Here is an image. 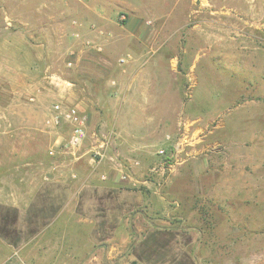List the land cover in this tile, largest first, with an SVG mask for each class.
<instances>
[{
    "label": "rangeland",
    "instance_id": "1",
    "mask_svg": "<svg viewBox=\"0 0 264 264\" xmlns=\"http://www.w3.org/2000/svg\"><path fill=\"white\" fill-rule=\"evenodd\" d=\"M29 1L30 7L20 0L19 14L11 12L17 6L11 0L3 1L0 111L9 112L14 102L35 113L43 108L45 116L31 128L47 137L37 144L46 162L70 166L88 151L100 177L127 183L128 195L113 190L109 201L103 196L93 202L99 229L111 231L123 225L122 218L130 220V251L153 226L148 215L172 228L171 201L190 193L196 205L188 204V218L176 227L186 229L193 243L189 254L169 258V264H264V0ZM36 7L51 9L63 23L59 32L50 28L49 40L40 28L34 35L35 25L55 22L29 11ZM74 21L82 23L79 39ZM141 23L147 30L138 28ZM12 41L21 43L20 54L6 43ZM71 51L77 57L68 67ZM57 102L77 105L88 116L76 154L64 147L69 128L46 124ZM10 128L0 134V173L6 170L0 179L8 182L20 179L16 139L27 136L20 141L23 149H36L28 126ZM194 140L198 150L188 153ZM203 167L211 182L204 193L173 185L177 169ZM157 195L169 200V214L155 216L160 207L151 198ZM145 197L152 200L148 208ZM29 212L33 206L17 209V217L0 230V264H44L29 257ZM111 215L115 221L108 224ZM44 239L36 241L42 245ZM134 258L127 253L126 260Z\"/></svg>",
    "mask_w": 264,
    "mask_h": 264
},
{
    "label": "crops",
    "instance_id": "2",
    "mask_svg": "<svg viewBox=\"0 0 264 264\" xmlns=\"http://www.w3.org/2000/svg\"><path fill=\"white\" fill-rule=\"evenodd\" d=\"M3 1L0 0V13L2 14L6 12ZM11 1L12 4L17 5L11 12L19 14L20 0ZM21 2H23V5L28 4V7H30L29 0H21ZM123 4L126 7L133 6L131 2L127 1H124ZM36 8H29V11L43 14V22L48 21L50 24L55 22V24L53 23L52 26L48 27H45L46 25L42 27L39 24L35 25L34 35L38 36L37 29L40 28L49 40L50 28L52 27V29L59 32L62 30L63 23L51 14V9ZM91 13L99 18L97 16L98 11ZM7 24L10 26L12 22ZM135 26L137 27V24ZM144 26L141 23L138 28L143 27L146 29L147 27ZM6 43H11L14 53H21L20 42ZM142 43L139 42V44ZM0 44H5V42ZM32 109L30 106L14 102L10 105L9 112L0 111V134L9 132L12 125H25L29 127L27 131L28 139L36 142L34 147L36 149L26 152L20 141L27 139V136H22L23 138H20L19 141L16 139L15 151L19 156V163L15 167L20 179L19 181L10 179V182L7 179H0V189H8L9 187L11 189L10 193L0 192V204H10L19 210H28L33 206L35 211L29 212L28 221L29 239L27 247L31 253L30 258L34 256L35 262L44 264H169V258L174 261L182 253H190L189 249L193 242L190 239L187 240L188 231L176 227L180 226V221H185L188 218V204L196 205V201L190 196V193L186 198L183 197L184 199L179 198V196L176 198L177 200L171 201L173 204L171 208L173 213L172 228L158 224L156 221H159V219L155 217L165 214V211L169 214V200L162 195L151 198L155 200V204H159L158 211L160 212L158 213L156 209L155 216H153L155 219L148 215L149 222L152 221L153 226L145 231L144 238L140 240L139 245L133 246L129 251L132 245V235L135 231L129 223L130 220L127 221L122 218L119 220V222H123L122 226L113 225L111 231L110 228L101 230L97 226L99 218L92 212L93 202L96 204L98 199L103 196L109 201L108 198L114 197L113 190H117L120 195H128V191L125 189L127 183L116 180L115 177L108 176L107 179L100 177L98 175L99 165L88 151L80 155V161L74 162L70 166L62 163L50 165L46 162L47 158L39 150L41 143L40 146L37 144L39 138L45 141L47 137L45 134L36 132L31 128L45 116V112L43 113V108L40 109L39 113H35ZM25 110L30 111L23 115ZM198 143V140L189 142L186 146L189 147L187 152L196 153ZM183 148L184 146H179V150H183ZM5 172L6 170L0 173L1 178L4 177ZM174 173V179L177 178L178 182L175 180L173 185L178 183L177 187L180 185L188 187V189L198 187L203 189V191L201 190L202 193H204L205 187H210L211 182L208 183V180H206V178H210V170L206 167L188 171L182 168L177 169ZM184 173H189L194 177L197 176L200 180L190 182L188 180L190 177L187 176L188 182L183 176ZM201 173H203V176L200 175ZM144 201L148 208L150 206L149 202L152 200L145 197ZM78 207H81L83 212L80 213ZM124 213L126 214V211ZM110 221L113 223L115 221L112 215L107 218L108 224ZM41 236L46 239H44L42 245H39L36 240ZM117 236L119 239L115 240ZM100 238H105L104 242ZM14 248L16 247L14 246ZM41 252L43 256L40 255ZM128 252H131V255H134L135 258L126 260ZM117 259L120 261H115Z\"/></svg>",
    "mask_w": 264,
    "mask_h": 264
},
{
    "label": "built area",
    "instance_id": "3",
    "mask_svg": "<svg viewBox=\"0 0 264 264\" xmlns=\"http://www.w3.org/2000/svg\"><path fill=\"white\" fill-rule=\"evenodd\" d=\"M73 24L77 28L73 35L76 39H79L81 37V32L78 29L82 27V23L74 21ZM84 44L86 46L91 45V41H86ZM69 55L67 65L68 67H72L75 63L77 54L75 51H71ZM46 124L55 128L64 126L68 127L70 133L65 139L64 147L72 154H76V151L81 148L86 137L88 116L77 105L66 106L62 102H57L52 106ZM51 154H54L53 150L51 151ZM105 178L106 177L104 176L103 179ZM123 178H126V176H123Z\"/></svg>",
    "mask_w": 264,
    "mask_h": 264
},
{
    "label": "trees",
    "instance_id": "4",
    "mask_svg": "<svg viewBox=\"0 0 264 264\" xmlns=\"http://www.w3.org/2000/svg\"><path fill=\"white\" fill-rule=\"evenodd\" d=\"M17 215V209L0 205V230H5L6 225H8L9 223V220L11 218L15 219Z\"/></svg>",
    "mask_w": 264,
    "mask_h": 264
}]
</instances>
